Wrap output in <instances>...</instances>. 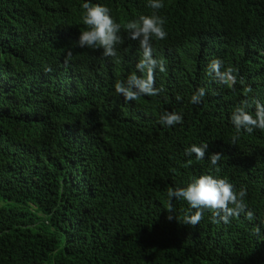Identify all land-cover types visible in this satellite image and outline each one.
Returning a JSON list of instances; mask_svg holds the SVG:
<instances>
[{
  "label": "trees",
  "instance_id": "16d2710c",
  "mask_svg": "<svg viewBox=\"0 0 264 264\" xmlns=\"http://www.w3.org/2000/svg\"><path fill=\"white\" fill-rule=\"evenodd\" d=\"M85 2L108 7L121 24L152 11L148 0H0V264H264V135L247 139L259 163L211 165L208 156L226 134L224 105L212 115L221 93L200 85L201 69L196 90L206 94L198 105L190 103L189 74L177 80L173 96L160 81L156 97L127 103L113 95L114 84L135 72L139 43L122 28L115 59L78 48ZM163 3L168 36L152 41L157 60L168 62L177 36L188 31L203 49H222L230 65L242 58V47L264 40V0ZM44 27L53 36L63 32L62 41L41 45ZM220 28L234 39L218 43ZM196 48L190 47L191 72L204 59ZM178 96L191 108L176 109ZM165 111L182 122L160 124ZM202 143L209 145L204 160L185 155ZM205 174L227 178L237 192L246 188L255 218L242 213L214 223L205 211L198 225H185L189 206L173 199L176 219L169 221L168 188Z\"/></svg>",
  "mask_w": 264,
  "mask_h": 264
},
{
  "label": "clouds",
  "instance_id": "9594fccd",
  "mask_svg": "<svg viewBox=\"0 0 264 264\" xmlns=\"http://www.w3.org/2000/svg\"><path fill=\"white\" fill-rule=\"evenodd\" d=\"M147 7L152 10L150 15H141L136 20L121 24L112 18L108 7L83 3L80 20L85 30L81 31L79 36L76 35L75 45L90 51L102 50L105 57L115 59L118 56L117 46L124 42L120 35L122 28L128 39L138 41L141 58L135 66V72L128 75L126 80L117 81L112 91L113 95L127 103L138 101L140 98L159 96L162 89L155 87V81L157 84L160 81L163 89L173 96L177 80L189 74L188 79L195 86L190 103L198 105L206 94L204 88L196 90L197 70L201 69L206 81L200 85L216 87L221 93V99L211 108L212 115L216 116V107L224 105L219 118L223 119L226 134L216 145L214 153L208 156L211 165L220 167L231 163L239 165L247 162L259 163L261 160L257 155V148L248 144L247 139L251 135H264V97L260 90L264 86V40L257 42V46L251 50L242 47V58H239L237 64L230 65L222 49L219 47L203 49L200 39L192 31H188L177 36V44L172 49L168 62L163 59L157 60L153 58L152 41L154 39L163 41L168 36L165 30L166 19L160 15V10L165 5L163 0H148ZM41 33L48 36L46 41L40 42L45 46L56 45L64 37L63 32L53 36L51 30L46 27ZM234 36L229 29L220 28L216 31L218 43L232 41ZM191 46H197L198 52H202L204 56L194 72L190 71ZM71 57L72 52L68 51L64 61L66 66ZM168 66L169 69H166ZM174 102L176 109L183 103L188 109L191 108L186 96H178ZM182 119L176 112L165 111L158 122L173 127L180 124ZM208 148L207 143L199 146L193 144L185 149V155L189 157L194 155L197 161H202ZM187 163L191 165L192 161L189 160ZM246 195V188L242 187L238 192L235 191L227 178L201 175L193 178L186 187L168 188L167 219L169 221L176 219L172 207V200L176 199L185 201L189 206V214H186L183 220L185 225H198L205 211L212 213L211 219L214 223L229 224L242 213L248 220H253L254 213L247 210L248 206L245 203ZM260 233L261 226H256L254 235L259 237Z\"/></svg>",
  "mask_w": 264,
  "mask_h": 264
}]
</instances>
